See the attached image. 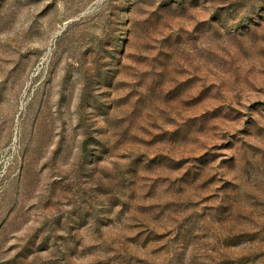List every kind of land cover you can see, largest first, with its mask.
<instances>
[{"label": "rangeland", "instance_id": "rangeland-1", "mask_svg": "<svg viewBox=\"0 0 264 264\" xmlns=\"http://www.w3.org/2000/svg\"><path fill=\"white\" fill-rule=\"evenodd\" d=\"M0 264H264V0H0Z\"/></svg>", "mask_w": 264, "mask_h": 264}]
</instances>
